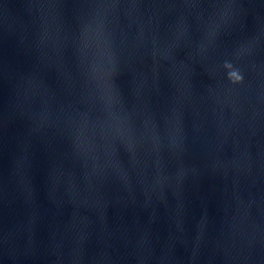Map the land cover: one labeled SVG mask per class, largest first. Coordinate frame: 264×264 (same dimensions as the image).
<instances>
[{
  "label": "water",
  "instance_id": "obj_1",
  "mask_svg": "<svg viewBox=\"0 0 264 264\" xmlns=\"http://www.w3.org/2000/svg\"><path fill=\"white\" fill-rule=\"evenodd\" d=\"M0 264H264V0H0Z\"/></svg>",
  "mask_w": 264,
  "mask_h": 264
},
{
  "label": "clouds",
  "instance_id": "obj_2",
  "mask_svg": "<svg viewBox=\"0 0 264 264\" xmlns=\"http://www.w3.org/2000/svg\"><path fill=\"white\" fill-rule=\"evenodd\" d=\"M232 77L234 78V81L237 82V83H239L241 81V79H242L241 77H239L238 75H236V73H233L232 74Z\"/></svg>",
  "mask_w": 264,
  "mask_h": 264
}]
</instances>
